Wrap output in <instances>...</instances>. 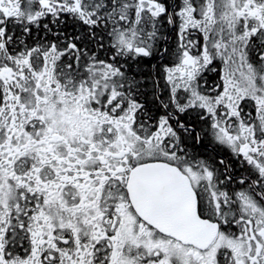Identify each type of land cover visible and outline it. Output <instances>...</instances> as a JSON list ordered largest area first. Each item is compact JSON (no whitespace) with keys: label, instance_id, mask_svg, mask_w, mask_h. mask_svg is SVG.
Returning <instances> with one entry per match:
<instances>
[{"label":"snow or ice","instance_id":"snow-or-ice-1","mask_svg":"<svg viewBox=\"0 0 264 264\" xmlns=\"http://www.w3.org/2000/svg\"><path fill=\"white\" fill-rule=\"evenodd\" d=\"M0 264H264V0H0Z\"/></svg>","mask_w":264,"mask_h":264}]
</instances>
